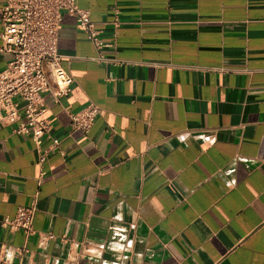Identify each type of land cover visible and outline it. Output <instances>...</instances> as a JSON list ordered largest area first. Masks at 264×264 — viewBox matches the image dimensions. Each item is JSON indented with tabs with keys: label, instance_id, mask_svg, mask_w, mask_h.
Returning a JSON list of instances; mask_svg holds the SVG:
<instances>
[{
	"label": "crops",
	"instance_id": "0c3cea01",
	"mask_svg": "<svg viewBox=\"0 0 264 264\" xmlns=\"http://www.w3.org/2000/svg\"><path fill=\"white\" fill-rule=\"evenodd\" d=\"M77 2L103 45L63 15L76 82L41 115L60 148L42 165L0 121V220L36 207L32 234L0 224V258L264 264V0ZM90 102L93 126L73 128Z\"/></svg>",
	"mask_w": 264,
	"mask_h": 264
},
{
	"label": "built area",
	"instance_id": "2783aa9c",
	"mask_svg": "<svg viewBox=\"0 0 264 264\" xmlns=\"http://www.w3.org/2000/svg\"><path fill=\"white\" fill-rule=\"evenodd\" d=\"M0 11V52L11 55L5 68L0 69V121L17 123L15 130L34 140L39 163L43 165L61 144L52 135V121L41 118L46 109L44 93L67 95L76 82L71 69L64 64L65 56L59 52L63 15L76 16L80 27L98 47L103 41L90 11L81 8L77 0H4ZM101 110L90 102L82 110L70 113L73 128L90 130ZM44 139H50L51 145L43 147ZM35 211V206H21L13 218L6 217L0 224L32 234ZM0 264L14 263L1 257Z\"/></svg>",
	"mask_w": 264,
	"mask_h": 264
}]
</instances>
